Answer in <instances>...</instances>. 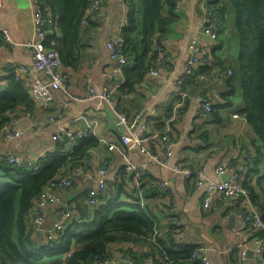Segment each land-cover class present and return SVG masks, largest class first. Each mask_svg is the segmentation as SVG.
<instances>
[{
  "label": "crops",
  "instance_id": "1",
  "mask_svg": "<svg viewBox=\"0 0 264 264\" xmlns=\"http://www.w3.org/2000/svg\"><path fill=\"white\" fill-rule=\"evenodd\" d=\"M104 9L96 27L91 28L86 36L88 46L75 69L64 67L68 72L65 89L55 93L52 113L56 115L54 122H47V111L36 103L32 106V119L20 121L25 130V136L10 143L0 144V149L7 153H15L33 158L45 155L55 147L52 135L63 128L90 130L98 139V146L91 156L96 160L107 156L110 160L108 172L110 176L117 173L128 164L142 163L146 167L143 183L147 186L144 204L153 208L158 223H166L167 212L161 206V200L153 189L158 181L167 180L171 196L177 207V214L183 221L181 242L188 245H204L210 256V264H258L254 257L239 259L244 239H249L247 232L240 229L239 217L230 211L225 199L219 206L206 210L202 206L200 191L195 190L182 174L173 171L176 163L188 162L194 167H205L206 177L220 180L214 173L217 164L223 163L233 156H239V163L260 144L252 126L242 115L235 116L244 105L242 88L239 79L227 83L226 75L221 76L220 68L238 69L240 53V35L235 27V13L228 0H219L218 4L227 7L224 13L223 31L211 48L210 72L207 78H195L185 85L181 82L185 64L189 57V43L195 32L205 26V8L203 0H188L179 17L168 25L163 38L168 50V59L160 68L163 77L147 75L136 87V93H122L118 90L126 79L125 76L112 78L111 69L114 62L110 59L106 43L108 39L119 34L126 22V5L122 0H104ZM36 15V5L33 0H0V30H7L11 44L5 45L0 51V85H6L8 76L12 74L14 63L22 62L32 66L31 51L25 43L34 36L33 20ZM224 70V71H225ZM32 74L43 77L32 68ZM91 85L99 93L89 101H80L78 97L86 93ZM234 85L235 92L230 96L224 94ZM104 88H110L118 102L119 111L128 116L144 114L145 122L151 129V147L155 152H162L161 131L173 133L175 145L174 154L169 167H163L156 161L142 154L139 147L125 145L119 142L120 134H125L126 128L118 115L111 109L100 94ZM209 96L213 104H220L219 122L204 124L198 117V109L202 103V94ZM231 102V105L228 104ZM19 108L9 115H17ZM153 122H152V121ZM207 131L211 146H202L199 139L203 131ZM117 142L118 150L109 153L107 146ZM97 173L84 177L76 185L61 193L63 203H71L74 196L88 190L97 184ZM142 194V193H141ZM125 200V199H124ZM73 204V203H71ZM60 207L49 206L46 209V223L50 224L56 217ZM31 216V215H30ZM235 216V217H233ZM233 217V218H232ZM32 219V216H31ZM31 221V220H30ZM31 223V222H30ZM161 230V229H160ZM161 234V232H160ZM121 243L113 244L111 249L115 257ZM147 243L134 247V251H147ZM239 260V261H238ZM238 261V263H237ZM117 264H128L118 262Z\"/></svg>",
  "mask_w": 264,
  "mask_h": 264
},
{
  "label": "trees",
  "instance_id": "2",
  "mask_svg": "<svg viewBox=\"0 0 264 264\" xmlns=\"http://www.w3.org/2000/svg\"><path fill=\"white\" fill-rule=\"evenodd\" d=\"M92 1L39 0V8L51 22L45 45L58 51L64 67L75 69L88 46L86 36L98 21V17H86ZM177 1L125 0L126 22L119 34L124 39L123 53L130 63L122 70L126 79L118 86L122 93H136L137 85L148 75L152 61L159 54L157 46H164L168 25L179 17ZM218 1L210 0L208 7L220 15L223 25L227 7ZM228 2L235 13V27L240 35L238 69L221 67L219 73L228 76V84L239 79L244 105L236 113L252 126L261 142L247 154L249 167L243 186L264 219V0ZM222 31L223 28L220 34ZM3 36L0 30V44ZM210 66H199L183 84L200 75H205V79L213 75ZM228 69L232 74H227ZM234 92V85H230L224 96ZM202 96L201 104L207 100L212 102L205 93ZM33 104L24 83L12 72L6 85H0V128L10 121V112L17 108L21 110L17 115L31 111ZM220 107L212 102L211 118L203 121L204 124L219 122ZM166 132L173 135L170 130H163L162 136ZM199 139L202 146H211L206 130ZM98 144L93 134L80 139L71 150L66 149V144L57 143L33 166L10 164L5 157L0 158V264H102L115 257L111 246L117 243H121L117 252L135 262L153 258L171 264H202L192 258L197 245L181 242L179 235L183 226L173 222L179 215L168 213L165 193L153 186L167 212V221L162 226L153 208L144 204L142 197L147 187L144 183L128 187L123 180L110 182L109 189L101 196L102 204L93 209L85 204L87 191L84 190L70 200L76 214L58 239L47 240L38 235L31 219L36 197L57 176H70L77 166L86 164ZM255 236L264 238V230L249 239ZM144 243L148 244L147 251H134L135 246Z\"/></svg>",
  "mask_w": 264,
  "mask_h": 264
},
{
  "label": "built area",
  "instance_id": "3",
  "mask_svg": "<svg viewBox=\"0 0 264 264\" xmlns=\"http://www.w3.org/2000/svg\"><path fill=\"white\" fill-rule=\"evenodd\" d=\"M36 5V15L33 20L34 36L26 43L27 49L31 51L32 66H28L22 62L14 63L12 72L16 79L21 80L26 88V92L44 111H47V122H54L56 115L60 114V109L57 113H52L54 106L55 93L58 90H63L68 81V73L63 69L62 60L57 50L48 48L45 45L47 34L51 28V22L48 16L39 8V0H33ZM125 3V0H122ZM210 0H203L205 8L206 25L199 28L188 47L189 57L185 64L184 74L181 82L186 77L193 74V71L201 65L210 64L211 48L213 43L218 39L222 29V19L215 11L208 7ZM188 0H178L176 10L182 11ZM104 5L102 0H93L87 10L86 17L96 18L103 12ZM3 41L0 44V51L5 45L11 44L10 34L7 30L3 31ZM124 39L120 34L111 36L107 43L110 59L114 62L111 69L112 78L122 75L123 68L130 62L127 56L123 53ZM158 56L152 61L148 75L153 77H163L160 73V68L164 66L168 59V50L165 46L159 47ZM32 68L43 75L37 77L32 74ZM227 74H232V70L228 69ZM204 78L205 75H200ZM99 93L91 85L87 86L86 93L78 97L80 101H89L95 98ZM114 91L110 88H104L100 96L107 101L111 109L118 115L119 119L126 128V133L120 134L119 142L129 146L139 147L142 154L149 157L150 160L156 161L163 167H169L171 158L174 154L173 147L175 145L173 135L166 132L162 136V152H155L151 147V127L145 117H142L140 123L136 126V122L141 117L140 114L128 116L126 113L119 111L117 99L114 96ZM212 102L207 100L198 109V117L202 121L210 120ZM32 111H24L19 115H12L9 122L5 123L0 128V144L10 143L14 140L21 139L25 136V130L21 127L20 121L23 119H32ZM238 116V114H235ZM136 126V128H135ZM153 131V130H152ZM92 134L90 130L77 128H63L56 131L52 135V140L55 143L62 145L66 144V149L71 150L78 144L83 137ZM117 142L108 144L109 153L118 150ZM55 147V146H54ZM43 156H35L33 158L24 155L7 153L0 149V158H6L10 164H18L22 166H33L38 159ZM247 157V155H246ZM246 157L242 158L243 162L239 163V156H233L229 160L217 164L214 173L218 177L228 174L227 180H212L205 175V167H194L191 163L180 162L176 163L173 171L182 174L189 180L191 186L195 190L200 191L202 206L206 210L219 206L220 200L225 199L228 203L230 211L235 213L240 221V229L243 233L247 232L249 236L254 235L260 230H264V219L261 212L252 201L250 192L243 186L244 174L248 171L249 162ZM109 158L107 156L96 160L94 157L84 165L77 166L70 176L59 175L51 180L44 189L36 197L32 208V222L36 230H41L43 236L47 240L58 239L59 235L66 227L67 223L75 216V205L71 203H63L61 193L65 190L73 188L77 182L84 177L92 176L95 170L97 173V184L87 190L85 204L90 208H95L102 204L101 196L109 189L110 182L124 181L128 183V187L139 186L145 180L147 174L146 167L142 163L128 164L120 169L117 173L110 176L108 172ZM159 191L165 193V202L168 205V213L177 214V207L170 195V186L167 180L158 181L156 184ZM49 206L60 207L55 219L50 223H46V209ZM178 215V214H177ZM177 226H183V221L178 216V219L173 221ZM240 250L239 259H246L247 250H253V256L258 264H264V238L255 236L252 239H244ZM193 259H199L202 264H210V256L207 252V247L197 245L192 255ZM126 262L128 264H171L163 261H157L153 258H146L143 261L135 262L128 255L119 254L110 260H106L102 264L112 262ZM239 261V260H238ZM237 261V263H238ZM99 264V263H91ZM236 264V263H235Z\"/></svg>",
  "mask_w": 264,
  "mask_h": 264
},
{
  "label": "water",
  "instance_id": "4",
  "mask_svg": "<svg viewBox=\"0 0 264 264\" xmlns=\"http://www.w3.org/2000/svg\"><path fill=\"white\" fill-rule=\"evenodd\" d=\"M142 117H144V114H142V116L138 119V121L136 122V126L140 123ZM136 126H135V128H136ZM228 177H229L228 174H225L224 176H222L223 180H227ZM233 217H235V216H233ZM233 217H232V218H233ZM37 233H38V235H40L41 237H44L43 234H42V231H41V230H38ZM247 256H250V257L253 256V250H252V249L247 250ZM108 264H113V263H112V262H109Z\"/></svg>",
  "mask_w": 264,
  "mask_h": 264
},
{
  "label": "rangeland",
  "instance_id": "5",
  "mask_svg": "<svg viewBox=\"0 0 264 264\" xmlns=\"http://www.w3.org/2000/svg\"><path fill=\"white\" fill-rule=\"evenodd\" d=\"M118 76H121V75H118ZM152 121V120H151ZM153 122V121H152Z\"/></svg>",
  "mask_w": 264,
  "mask_h": 264
}]
</instances>
